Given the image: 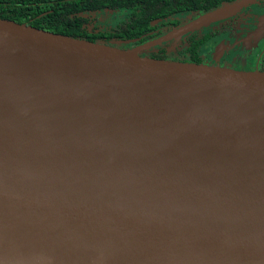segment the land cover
Here are the masks:
<instances>
[{
	"label": "water",
	"instance_id": "water-1",
	"mask_svg": "<svg viewBox=\"0 0 264 264\" xmlns=\"http://www.w3.org/2000/svg\"><path fill=\"white\" fill-rule=\"evenodd\" d=\"M140 49L0 18V264H264V71Z\"/></svg>",
	"mask_w": 264,
	"mask_h": 264
},
{
	"label": "flooded vegetation",
	"instance_id": "flooded-vegetation-1",
	"mask_svg": "<svg viewBox=\"0 0 264 264\" xmlns=\"http://www.w3.org/2000/svg\"><path fill=\"white\" fill-rule=\"evenodd\" d=\"M223 8L208 27L182 31ZM0 10L141 56L218 66L228 57L239 67H224L264 71V0H0Z\"/></svg>",
	"mask_w": 264,
	"mask_h": 264
},
{
	"label": "trees",
	"instance_id": "trees-1",
	"mask_svg": "<svg viewBox=\"0 0 264 264\" xmlns=\"http://www.w3.org/2000/svg\"><path fill=\"white\" fill-rule=\"evenodd\" d=\"M0 18H7V19H12V20H15L19 23H23V20L22 19H19V18H15L14 16L12 15H9L7 13H4L2 10H0ZM39 27H43V26H39ZM45 29H49L50 31H53V32H57V33H61V34H65V35H68V36H72V37H76V38H81L80 36H77V35H73L71 33H68V32H65L63 30H61L60 28H57V26H49V27H44ZM193 62H196V63H203V62H200V61H193Z\"/></svg>",
	"mask_w": 264,
	"mask_h": 264
},
{
	"label": "rangeland",
	"instance_id": "rangeland-1",
	"mask_svg": "<svg viewBox=\"0 0 264 264\" xmlns=\"http://www.w3.org/2000/svg\"><path fill=\"white\" fill-rule=\"evenodd\" d=\"M214 20H217V18L216 19H213V20H211V21H208V22H206V23H204V24H202V25H200L199 26V28H202V27H208L209 25H211V23L214 21ZM234 60V59H233ZM220 65H228V66H231V67H239V64H238V62H236L235 60L234 61H232V60H230L228 57H225L224 58V60L222 61V62H220L219 63V66ZM224 67V66H223Z\"/></svg>",
	"mask_w": 264,
	"mask_h": 264
}]
</instances>
